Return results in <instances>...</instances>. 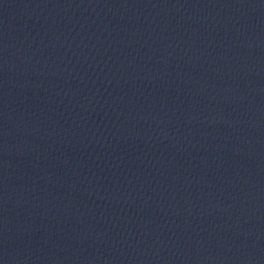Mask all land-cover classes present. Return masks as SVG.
I'll use <instances>...</instances> for the list:
<instances>
[{
	"label": "water",
	"instance_id": "obj_1",
	"mask_svg": "<svg viewBox=\"0 0 264 264\" xmlns=\"http://www.w3.org/2000/svg\"><path fill=\"white\" fill-rule=\"evenodd\" d=\"M0 264H264V0H0Z\"/></svg>",
	"mask_w": 264,
	"mask_h": 264
}]
</instances>
